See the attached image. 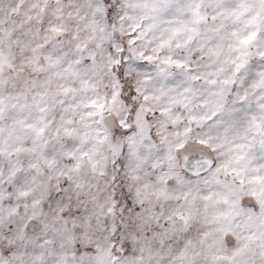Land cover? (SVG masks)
<instances>
[{"label": "snow or ice", "instance_id": "snow-or-ice-1", "mask_svg": "<svg viewBox=\"0 0 264 264\" xmlns=\"http://www.w3.org/2000/svg\"><path fill=\"white\" fill-rule=\"evenodd\" d=\"M0 264H264V0H0Z\"/></svg>", "mask_w": 264, "mask_h": 264}]
</instances>
